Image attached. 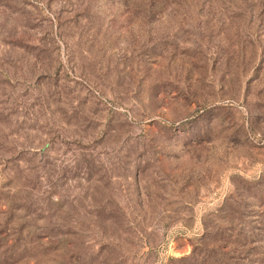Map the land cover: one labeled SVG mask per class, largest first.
<instances>
[{
    "label": "rangeland",
    "instance_id": "1",
    "mask_svg": "<svg viewBox=\"0 0 264 264\" xmlns=\"http://www.w3.org/2000/svg\"><path fill=\"white\" fill-rule=\"evenodd\" d=\"M0 264H264V0H0Z\"/></svg>",
    "mask_w": 264,
    "mask_h": 264
}]
</instances>
